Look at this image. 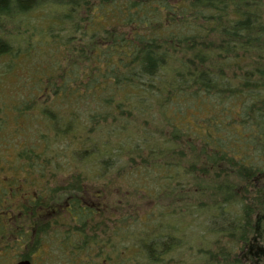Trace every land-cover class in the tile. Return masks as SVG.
I'll use <instances>...</instances> for the list:
<instances>
[{"label":"trees","instance_id":"obj_1","mask_svg":"<svg viewBox=\"0 0 264 264\" xmlns=\"http://www.w3.org/2000/svg\"><path fill=\"white\" fill-rule=\"evenodd\" d=\"M94 1L0 0V264H247L262 0Z\"/></svg>","mask_w":264,"mask_h":264},{"label":"rangeland","instance_id":"obj_2","mask_svg":"<svg viewBox=\"0 0 264 264\" xmlns=\"http://www.w3.org/2000/svg\"><path fill=\"white\" fill-rule=\"evenodd\" d=\"M170 2H172L173 4H177L178 0H170ZM262 3L264 5V0H262ZM100 5V1L99 0H95L92 7L95 9L96 7H98ZM84 16V15H83ZM263 16H264V8H263ZM39 14L36 15L34 17V22L35 23H39ZM32 22V21H31ZM2 63H4L3 59H2ZM5 88H9V86H5ZM10 89V88H9ZM136 125H139V124H136ZM126 162V160H124ZM126 164V163H125ZM110 167V165H108ZM107 166V167H108ZM116 170V167H112L109 171L110 173H112V176L111 177V180L109 179V181H111L112 183H117V178H120V180H118L119 182L118 183H122L125 181L128 180V176H117V172L114 171ZM122 178V180H121ZM106 178H102V177H96L93 181V188L94 189H102V188H106L108 186V184H106L107 180H105ZM105 180V181H104ZM148 191H145L146 194H143V196H145V202L141 200H139V195L138 194H135L133 193L137 199L135 198H132L133 200L130 201L132 202L134 205L138 206V210L136 209L135 211H138L137 213L139 214V216H143L144 213L146 212H150V210L155 207V200H154V196H155V193L159 190V187L158 186H155L154 184H151L150 185V188L147 189ZM112 196L114 195V197H117V191L116 192H112L111 193ZM109 194L108 197L111 195ZM107 196H104L103 199H108V201L110 202L111 200L116 202V198L112 197V198H108ZM90 199V198H89ZM102 199V201H104ZM107 201L105 200V203ZM141 211V212H140ZM143 212V214H142ZM132 217L134 218V215H133V212H132ZM194 220L192 219L191 222H193ZM135 222V224L133 223ZM201 222H204L203 220H198L196 221L193 226L191 227V224H190V229L192 230H202V226H199ZM138 224L136 223L135 220H128L127 224H126V227H127V233L129 232H136V230H138L139 228L136 227ZM256 234H255V237H254V242H252L251 244V247H249V249L246 251V261H247V264H264V227H263V224H256ZM125 243V241H124ZM127 243V242H126ZM96 253H98V250L96 251ZM103 260V256H100V257H95L94 258V261L96 264L98 263H101V261ZM13 256H10L9 258V261L6 262L5 264H10L11 262H13Z\"/></svg>","mask_w":264,"mask_h":264},{"label":"water","instance_id":"obj_3","mask_svg":"<svg viewBox=\"0 0 264 264\" xmlns=\"http://www.w3.org/2000/svg\"><path fill=\"white\" fill-rule=\"evenodd\" d=\"M15 264H31L29 261H19Z\"/></svg>","mask_w":264,"mask_h":264}]
</instances>
